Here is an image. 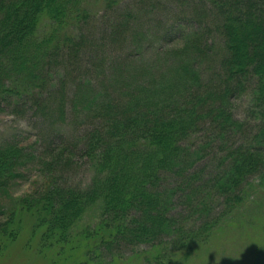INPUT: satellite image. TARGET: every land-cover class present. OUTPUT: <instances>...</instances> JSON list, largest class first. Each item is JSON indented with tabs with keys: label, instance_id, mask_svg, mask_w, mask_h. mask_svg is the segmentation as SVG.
I'll return each instance as SVG.
<instances>
[{
	"label": "trees",
	"instance_id": "16d2710c",
	"mask_svg": "<svg viewBox=\"0 0 264 264\" xmlns=\"http://www.w3.org/2000/svg\"><path fill=\"white\" fill-rule=\"evenodd\" d=\"M89 1L0 0V100L42 101L45 88L53 87L60 118L69 99L75 116L96 122L83 135L89 186L52 184L16 199L0 221V250L19 242L26 229L25 247L47 264H136L140 245H148L142 254L153 252L143 264H181L179 256H190L239 207L249 178L264 184V0H212L225 51L212 82L198 67L211 45L196 28L186 32L179 47L163 53L158 66L117 76L113 91L95 89L84 78L67 98L65 81L52 82V73L63 51L74 58L84 45L80 34L91 18ZM249 79L254 80L250 117L234 118L229 96L244 92ZM202 130L204 146L217 142L219 154L218 169L205 176L188 171L199 157L188 141ZM29 159L21 145L0 144V191L22 176ZM169 175L179 179L176 187L163 186ZM177 193L192 208L186 216L192 221L208 217L214 201L221 202L219 212L197 227L174 211ZM99 202V220L78 234L77 246L73 228ZM121 245L131 252L122 255Z\"/></svg>",
	"mask_w": 264,
	"mask_h": 264
},
{
	"label": "rangeland",
	"instance_id": "374dc122",
	"mask_svg": "<svg viewBox=\"0 0 264 264\" xmlns=\"http://www.w3.org/2000/svg\"><path fill=\"white\" fill-rule=\"evenodd\" d=\"M89 10L91 18L82 25L80 34L84 45L74 58L72 52L63 51L59 69L52 73V82L65 81L67 98L84 78H89L95 89L113 91L117 76H130L131 72L140 75L145 68L158 66L164 58L162 54L179 47L186 32L196 28L203 29L204 40L211 45L199 60L198 67L204 79L216 80L219 60L225 51L223 39L216 29L217 14L212 0H90ZM140 68L143 69L138 71ZM221 81L216 85L222 83V88L224 80ZM253 86L254 80L249 79L244 92L230 94L228 100L234 118L250 117L248 106ZM45 90L42 101L31 96L0 100V144L17 143L30 155L21 168L22 176L0 191V221L7 219L16 199L34 191L41 192L48 185L85 189L90 184L91 169L84 154L83 135L96 122L94 120V125L84 116H75L77 114L70 110L69 99L65 103V116L60 118L56 109V89ZM206 136L202 130L188 141L191 150L199 153V157H193L196 160L188 171L202 176L218 169L215 163L219 156L217 142L204 146ZM177 181V177L169 175L163 186L176 187ZM248 181L249 185L244 186L246 196L239 207L224 216L219 226L210 232L206 241L194 248L190 256H179L181 264H264V184L260 185L255 176ZM178 193L174 198V211L191 219L186 216L192 215V208ZM220 204V201H214L212 207L215 208L208 217H202L200 222L191 219L190 223L194 222L193 225L198 227L203 221L215 218ZM100 214V202L88 207L73 228V239H79L78 234L83 229L94 227ZM27 224L25 218V228ZM20 237L19 242L0 250V264H47L48 260L38 259L41 258L39 253L25 247L26 229ZM3 244L0 240V249ZM146 248L148 245L136 248V253H141L136 264H143L146 256L153 255L152 250L142 254ZM117 249L122 255L131 252V248L124 245ZM116 261L114 264H135L134 260Z\"/></svg>",
	"mask_w": 264,
	"mask_h": 264
}]
</instances>
